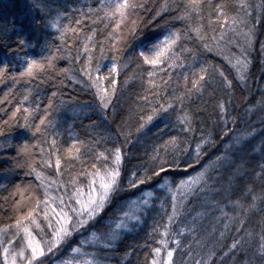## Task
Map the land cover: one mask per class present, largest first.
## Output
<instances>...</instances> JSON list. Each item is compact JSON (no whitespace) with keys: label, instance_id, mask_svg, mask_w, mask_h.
<instances>
[{"label":"trees","instance_id":"1","mask_svg":"<svg viewBox=\"0 0 264 264\" xmlns=\"http://www.w3.org/2000/svg\"><path fill=\"white\" fill-rule=\"evenodd\" d=\"M201 2L199 13L188 10L191 19L176 20L187 0H130L137 6L129 8L119 28H115L119 17H106L102 11L89 12V8H98L100 0H0V67L8 64L0 77V227L14 222L18 215L16 201L21 200V194L22 205L29 204V198L34 202L37 194L42 196L43 190L37 189L39 181L34 173L30 174L29 165L67 184L72 176L98 163L95 159L98 152L107 154L108 150L119 146L123 154L121 183L125 191L101 214L104 220L117 213L118 205L134 199L144 190H152L154 196L152 204L140 213V220L130 221L129 228L108 252V264H150L155 255L152 249L161 247L158 243L161 239L168 240L169 247L176 249L174 264H195L197 260L208 264H261L264 0ZM217 4L225 6L230 18L237 15L245 21L235 25L236 32L225 29L223 40L219 37L224 21L217 19ZM38 6H42L46 19H55L58 13H63L60 27L69 25V29L75 31H66L61 40L56 29L34 24L33 20L41 17ZM158 11L160 15H156ZM76 20L80 23L76 24ZM198 24L203 25L202 34L207 39L201 41L195 32L188 31L191 38L182 35L174 46L176 56L171 61L153 68L139 57L140 51H147L168 32L180 29L183 33ZM249 29L250 42L244 35ZM15 33L28 39L24 49L17 47ZM213 35L217 41L211 40ZM204 43L212 50L206 49ZM217 43L223 54L217 49ZM9 48L15 51L10 52ZM241 48L248 60L242 73L244 80L238 78L232 66L235 57L232 64L224 59L229 50L240 57ZM53 53L54 67L49 68L44 62V69L35 70L32 77L20 75L27 58L41 61ZM89 56L91 69L99 64V75L106 77L104 86L110 87L112 79L117 81L115 95L107 109L100 106L95 88L82 71ZM114 57L117 68L110 73ZM202 66L206 73L204 79L199 80ZM150 71L154 72L152 77L148 76ZM220 71L232 81L231 87L225 84ZM91 75L95 77L97 73L92 71ZM193 80L199 81L198 91L193 88ZM177 97L183 98V105ZM221 103L223 112L219 107ZM17 107L20 111L13 116ZM25 108L33 110L28 121L33 126L31 131L23 127L24 117L28 115ZM182 110L191 117V132L183 131L177 120ZM45 111L48 113L46 123L35 133V125ZM150 115L153 118L147 121ZM173 136L178 138V147L176 150L169 147L165 154L164 144ZM74 140L79 142L76 145L80 149L79 160L70 159L68 152ZM201 140L207 142L202 146L197 163L195 145ZM25 143L26 152L22 151ZM157 150L169 161L177 158L181 164L179 169L167 171L170 180L194 175L212 162L206 173L207 183L196 187L183 199L182 207L179 204L182 197L177 196L180 214L171 224L167 220L172 212L171 193L158 187L165 173L136 189L127 188L126 183L131 172L139 176L145 169L156 166L158 161L152 157ZM53 152H58L62 158L60 176L55 170ZM217 156L222 159L216 161ZM47 159L52 160L51 166L42 163ZM185 164L192 166L185 168ZM77 178L80 184L87 183L86 176ZM51 192L58 196L64 193V188L54 184ZM253 195L258 197L255 201ZM237 200L247 212L232 203ZM252 204L255 206L249 207ZM37 219L47 232L43 218L38 216ZM165 225L169 234L162 237ZM97 227L102 228L103 223ZM34 231L39 232L35 228ZM175 240L180 241L178 246L173 243ZM234 240L240 241L235 249L231 248ZM125 253L129 254L125 256ZM210 253L214 255L210 257ZM0 264H3L2 258Z\"/></svg>","mask_w":264,"mask_h":264},{"label":"snow or ice","instance_id":"2","mask_svg":"<svg viewBox=\"0 0 264 264\" xmlns=\"http://www.w3.org/2000/svg\"><path fill=\"white\" fill-rule=\"evenodd\" d=\"M136 6V4L130 3V0H107V2L106 0H100L98 8L95 10L89 8V12L102 11L106 17H119L114 25L115 28H119L123 19L127 15V10L129 8H135ZM38 7L41 8V17L34 19V24L38 26L42 25L45 28L51 27L52 29H56L60 33L61 40H63L66 31H75V29H69V25H64L63 28L60 27V16L63 15V13H58L55 19H46L45 14L42 11V6ZM201 7V0H187L184 10H182L175 19H191L188 10L192 9L199 13ZM242 7L246 8L247 5H242ZM177 8H179V6H177ZM215 10L217 19L222 18L224 21V23L220 25V40L224 39L225 29L236 32L235 25L245 22L243 17L237 15H232L230 18L223 4L215 5ZM156 15H160L159 11ZM97 19H100V17H97ZM79 23L80 20H76V24ZM209 23H212L211 19L209 20ZM202 30V24L191 27L183 33L180 29H174L164 35L162 40L153 43L147 51H140L139 57L143 59L145 64L156 68L157 66L162 65L165 61H171L173 57L176 56L174 46L181 40L182 35L185 38H191L188 37V31L195 32L196 37L199 40L205 41L207 37L202 34ZM13 31L15 30L13 29ZM94 31L95 30H93V32ZM244 35L247 37L248 42H250L251 29H249L247 33H244ZM15 36L17 47L19 49H24L29 43L28 39L21 33H15ZM88 39L91 40L92 37L89 36ZM211 40L217 41V37L213 35ZM229 43H231V41H229ZM48 46L50 48L52 47L50 44ZM204 47L209 51L212 50L208 43H204ZM216 47L221 54H223V50L219 49V43H217ZM237 47L240 46L237 45ZM261 47L264 49V44H262ZM85 50H87V45H85ZM9 51L12 52L15 50L9 48ZM234 57L235 63L232 64ZM54 59L55 53L48 57H43L41 61L27 58L26 67L20 75L32 77L35 70L44 69V62L47 63L49 68H52L54 67ZM77 59H79V57H77ZM91 59V56H89L82 71L88 76L91 81V86L95 88L100 106L103 109H107L115 95L117 81L112 79L110 87L104 86V80L106 77H101L99 75V64H97L96 69H91ZM224 59L235 68L238 78L244 80V75L242 73L247 68L248 60L243 49L241 48L240 57H236V55L229 50V54L225 55ZM115 60L116 57L113 58V64L109 70L110 73L116 71L117 65ZM7 68L8 64H4L0 67V77L5 74ZM60 71L67 72L68 69H60ZM92 71L97 73L95 77L91 75ZM199 71L201 73L199 80H203L206 69L202 66ZM153 75L154 72L152 71L148 73L149 77H152ZM220 76L223 78L225 84L228 87H231L232 81L228 80L223 71H220ZM149 82L153 83L151 80ZM198 85L199 81L193 80V88L197 91L199 90ZM200 87H202V85H200ZM53 95H55V93H53ZM27 99L28 97L25 96L24 100ZM176 99L181 105H183V98L177 97ZM168 107H171V104H169ZM219 107L221 112H223L224 105L221 103ZM19 111L20 108L17 107L16 111L13 112V116ZM24 111L25 113H28V115H25L24 117L25 124L23 127L31 131L33 126L28 121L29 115H31V111L33 110L25 108ZM47 115L48 113L45 111V114L40 116L39 123L35 125V133L41 131V126L46 123L45 117ZM152 118L151 115L148 116L147 121H151ZM177 120L183 126V131L191 132L193 130L191 127V117L186 110H182V114L177 116ZM47 123L50 125L51 121H47ZM140 127L143 128L144 125L141 124ZM206 142V140H201L195 145V160L197 163H199L202 146ZM78 143V141L74 140L72 146L68 149L70 159L79 160L80 149L79 147H76ZM52 144L55 146L56 141L53 140ZM169 147L176 150L178 147L177 137H170V139L165 142V154ZM27 149L28 145L25 143L22 151L26 152ZM184 150L186 151L187 149L185 148ZM52 155L55 156V170L57 176H60L62 174V158L58 152H53ZM95 159L98 163L92 164L90 170H85L84 172L72 176L67 184L52 179L51 177H47L43 172L38 171L36 167L29 165L30 174L34 173L36 180L39 181L37 189L43 190L42 196L37 194L34 202L29 198V204L22 205L21 201L24 197L23 194H21V200L16 201L18 215L14 222L5 225L4 227H0V258H2L3 264H108V252L114 249L116 243L121 238L122 232L129 228V222L140 220V216L137 213L142 212L144 208L150 205V198L154 196V192L152 190H144L134 199H129L123 204L118 205L117 213L109 215L108 219L105 221L101 214L104 213L106 208L113 203L116 196L125 191V188L121 183L123 166L122 150L117 146L114 149L108 150L107 154L106 152L101 151L97 153ZM215 159L216 161H220L222 157L217 156ZM152 160L158 161V163L151 170L145 169L139 176L135 171L130 173L126 182L127 188H139L148 181L160 177L162 173H165L163 182L160 183L158 187L161 189L166 188L167 191L171 193L172 212L167 217L168 224H171L173 219L180 214L177 196L179 195L182 197L179 201V204L182 207L183 199H186L196 187L207 183L208 178L206 173L209 164L212 162L204 165V167L194 175H187L176 181L170 180L166 173L169 170L179 169L181 167L177 158L169 161L165 156L160 154L159 150H157L156 154L152 157ZM42 163L51 166L52 160L47 159ZM191 166V164H185L183 167L190 168ZM149 171H151V174H149ZM262 171H264V166H262ZM80 175L88 178L86 184L79 183L77 176ZM54 184L62 186L64 188V193L58 196L54 195L51 192V188ZM57 191H59V187L57 188ZM248 191L250 192L251 189H248ZM257 198L258 197L255 195L252 196L253 201ZM261 198H264V195H262ZM232 203L237 207L242 208L243 211H248V209L243 208L240 200L233 201ZM254 206V204L249 205V207ZM38 216L42 217L46 222L48 229L47 232L38 222ZM101 223H103V227L98 228L97 225ZM240 223L243 224L244 221L241 220ZM225 227H227V224ZM34 228L38 229L39 232L37 233L34 231ZM164 229L165 230L161 233L162 237L169 234L167 225L164 226ZM182 231H191V229H183ZM262 231H264V229H262ZM9 233L11 234L9 235ZM221 235H223V233H221ZM249 235H251V233H249ZM74 240L75 243H73ZM260 241L259 252L261 254V264H264V234L260 236ZM158 243L161 247L152 249V252L155 255L152 257L150 264H173V253L176 249L169 247V242L166 239H161ZM173 243L178 246L180 241L175 240ZM239 243L240 241L234 240L231 248H237ZM162 250L166 251V255H161ZM128 254L129 253H125V256ZM189 255H191V253H189ZM211 255H214V253L209 254L210 257ZM195 264H208V262L197 260Z\"/></svg>","mask_w":264,"mask_h":264},{"label":"rangeland","instance_id":"3","mask_svg":"<svg viewBox=\"0 0 264 264\" xmlns=\"http://www.w3.org/2000/svg\"><path fill=\"white\" fill-rule=\"evenodd\" d=\"M178 197H179V195H178ZM151 199V203H150V205L152 204V199H153V197H151L150 198ZM161 203V202H160ZM148 207V206H147ZM147 207L146 208H144V209H147ZM145 211V210H144ZM141 214L143 213V212H140ZM140 213H137L139 216H140ZM141 217V216H140ZM161 255L162 256H164V255H166V252H164V250H162V252H161ZM174 259H175V254H173V264H174Z\"/></svg>","mask_w":264,"mask_h":264},{"label":"bare ground","instance_id":"4","mask_svg":"<svg viewBox=\"0 0 264 264\" xmlns=\"http://www.w3.org/2000/svg\"><path fill=\"white\" fill-rule=\"evenodd\" d=\"M174 187V186H173Z\"/></svg>","mask_w":264,"mask_h":264}]
</instances>
